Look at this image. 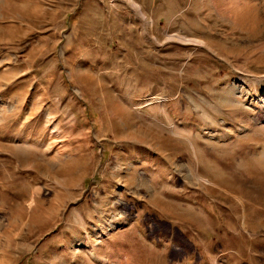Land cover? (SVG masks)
<instances>
[{"label": "rangeland", "instance_id": "obj_1", "mask_svg": "<svg viewBox=\"0 0 264 264\" xmlns=\"http://www.w3.org/2000/svg\"><path fill=\"white\" fill-rule=\"evenodd\" d=\"M0 264H264V0H0Z\"/></svg>", "mask_w": 264, "mask_h": 264}]
</instances>
